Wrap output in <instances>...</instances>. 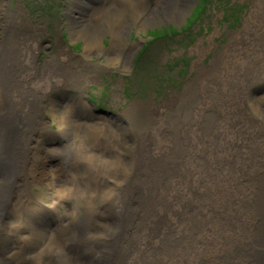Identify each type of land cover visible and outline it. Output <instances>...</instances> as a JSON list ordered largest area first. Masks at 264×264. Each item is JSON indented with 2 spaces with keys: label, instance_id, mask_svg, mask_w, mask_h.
I'll use <instances>...</instances> for the list:
<instances>
[{
  "label": "bare ground",
  "instance_id": "6f19581e",
  "mask_svg": "<svg viewBox=\"0 0 264 264\" xmlns=\"http://www.w3.org/2000/svg\"><path fill=\"white\" fill-rule=\"evenodd\" d=\"M188 3L181 0L178 11ZM258 6V12L263 14L261 0ZM258 18L257 12L250 15L245 27L253 36H260V41L245 52L241 72L234 71L230 76L216 107L226 129L235 135L260 138L264 137V113L248 116L247 110L229 102L237 101L229 93L242 87L239 81L246 83L247 96L245 89L250 81L264 75V24ZM117 32L119 35L121 30ZM83 38L85 47L95 41L90 31ZM253 50L256 52L251 56ZM10 55L0 47V264H264V140H251L244 152L224 150L223 145L209 150L206 139L194 134L193 141L205 149L203 153L209 150L210 158L208 163L186 171L182 181L166 172L159 180L148 173L141 176V160H153L147 149L135 146L126 153L124 134L107 133L99 127L91 132L90 139L79 142L78 155L77 149L71 150L61 126L71 119L66 114L69 110H65L69 105L58 104L62 98L50 99L46 90L40 95L37 89L32 90V76L23 73L24 68L29 71V65L15 62ZM226 56L222 55V62ZM229 56L232 58L225 59V63H238L234 53ZM57 74L61 82L72 76L64 70ZM37 76L44 77L43 73ZM77 82L69 83L79 87ZM231 83L235 84L233 88ZM46 106L58 123L57 133L63 136L52 148L57 157L50 170L47 165H52L51 159L46 160L52 153L50 146L43 142L29 146L36 129L43 126ZM189 126L190 122L183 128L187 139ZM210 128L211 123L207 129ZM71 131L75 133L74 128ZM145 140V145L154 142L152 137ZM168 151H173L171 160L183 162L184 154H177L180 149L174 143ZM169 163L156 162L155 166L158 171L170 169ZM174 166L189 169L183 164ZM188 175L194 176L197 185L203 178L202 189L192 192ZM42 185L51 200L62 203L64 196L74 198L65 217L39 221L45 215L36 214L30 193L32 187ZM104 187L107 192H101ZM182 188L189 191L188 196H180ZM133 202L142 218L138 236L131 238L127 229L134 215ZM44 207L43 210H54L49 204ZM175 225L180 227L178 238L172 234ZM146 252H157L163 258H148Z\"/></svg>",
  "mask_w": 264,
  "mask_h": 264
},
{
  "label": "rangeland",
  "instance_id": "374dc122",
  "mask_svg": "<svg viewBox=\"0 0 264 264\" xmlns=\"http://www.w3.org/2000/svg\"><path fill=\"white\" fill-rule=\"evenodd\" d=\"M258 1L189 0L186 8L178 11L181 0H0V47L12 53L10 57L15 62L29 65V71L24 68L23 73L32 76L29 78L32 90L37 89L38 94L46 90L50 99L62 98L58 104L69 105L65 110H69L66 114L71 119L61 126L72 151L77 149L80 155L79 142L90 139L91 132L98 127L107 133H122L126 138V153L135 146H144L153 158L147 162L141 160V176L148 173L159 180L162 172H166L180 180L186 171L208 163V151L212 148L223 145L224 150L244 152L251 140H264L263 136L235 135L226 129L216 107L223 99V89L230 76L234 71L241 72L245 52L260 41V36H253L245 27L248 17L256 12L264 24V13L257 10ZM261 7L264 11L263 0ZM261 29L262 33L263 26ZM117 30H121L119 35ZM86 31L95 37L94 43L87 47L83 38ZM228 51L234 53L238 63H225V59L232 58ZM213 62L218 63L212 66ZM63 70L74 76L66 81L68 84L61 82L57 74ZM41 73L43 78L37 76ZM75 80L79 87L70 85ZM40 84L44 85L39 87ZM241 84L237 92L230 91V96L237 100L229 101L230 105L241 106L248 116L264 113V75L250 81L245 89L247 96L244 95L246 83L239 81ZM43 115V126L36 129L29 146H39L40 142L50 146L46 145L52 151L46 158L51 159L52 165H47L50 170L57 157L52 148L63 136L57 133L58 123L49 107H44ZM189 122L187 139L183 128ZM210 123L212 128L207 129ZM194 134L206 139L209 147L206 154L199 142L193 141ZM146 137H152L154 142L145 145ZM172 143L180 149L178 155L184 154V163L171 160L173 151H168V146ZM164 161L167 164L170 161V169L158 171L156 162ZM174 163L189 169L180 170ZM188 177L192 192L202 189L203 178L197 185L194 176ZM102 191L107 189L104 187ZM188 192L182 188L180 196H188ZM30 196L36 214L45 215L39 221L65 217L75 202L69 196H64L62 203L51 200L45 185L32 187ZM48 204L54 210H43ZM132 207L134 215L127 229L131 238L138 236L142 218L135 202ZM172 234L178 238L179 225L174 226ZM145 255L163 258L157 252Z\"/></svg>",
  "mask_w": 264,
  "mask_h": 264
}]
</instances>
